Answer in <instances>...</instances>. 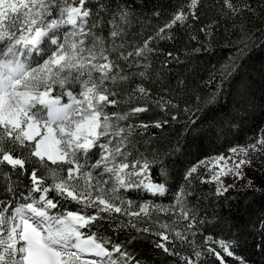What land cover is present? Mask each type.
I'll return each mask as SVG.
<instances>
[{
    "label": "snow or ice",
    "instance_id": "obj_1",
    "mask_svg": "<svg viewBox=\"0 0 264 264\" xmlns=\"http://www.w3.org/2000/svg\"><path fill=\"white\" fill-rule=\"evenodd\" d=\"M90 3L91 0H0V178L11 184L13 174L17 179L28 175L31 185L28 195L21 194L24 202L16 206L0 200V264H129V261L141 264L122 245L84 230H91L98 220L104 219L101 213L139 219L151 218L152 211L170 214L177 211L176 206L165 209L151 202L139 206L138 211L123 207L127 203L131 208L133 201L123 200L119 195L121 189L144 188L153 194L165 191L164 184L146 178L154 165H159L161 175L167 176L164 158L178 147L163 154L145 155L136 147V137L140 135L136 129L147 130L149 125L137 126L130 122L122 125L120 122L148 111L146 106H138V102L141 99L147 102L152 95L151 89L143 83L153 75L148 71L151 68L148 54L156 49L149 44L156 38L172 39L166 30L178 23L191 27L187 23L189 16L199 19L197 11L201 0H188L187 11L179 7L171 20L156 31V36H149L140 46L129 43L127 26L134 17L126 6L118 5L110 13L111 19L107 21L110 30L105 38L102 12H94L88 6ZM97 7L102 9L103 5L98 3ZM223 7L234 15L242 11L233 0H223ZM241 43L244 44L240 50L243 54L248 44ZM239 59L237 56L222 65L220 86L241 66ZM133 66L143 70L126 71ZM133 76H138L141 83L127 92L126 100L117 99L122 96L118 89L131 83ZM220 86L203 98L196 97L200 101L197 113L205 107L214 110L210 106L215 104ZM124 104L132 106L122 112L109 111L122 108ZM156 106L165 110L169 106L178 107L163 96L156 101ZM195 122V119L189 120L190 124ZM166 123L168 121L163 122ZM163 124L157 122L154 126L161 128ZM262 147L264 138H259L251 145V150L258 151ZM94 149L100 154L89 164L87 157ZM229 151L246 157L249 149L237 146ZM229 160L231 157L220 156L213 164L218 170L211 180L219 185L217 193L221 195L228 191L221 176L233 173L243 179L242 168L251 163L242 158L227 167ZM48 162L57 167H50ZM63 165L68 166L66 175L61 174ZM201 166L208 167V164L201 162L191 167L185 179L193 177ZM48 179L51 183L45 182ZM80 179L83 183H77ZM109 181H112L110 185ZM7 190L14 192L12 187ZM94 190L98 193L95 196L92 195ZM106 192L109 195H105ZM31 193L39 195L34 197ZM49 193L81 207L53 213L51 210L60 205L58 200L54 202V198H49ZM190 195L191 192L182 190L176 201L178 220L187 221L184 230H178L175 222L161 224L160 228L168 231L154 233L160 237L155 247L169 256L179 257L183 264H202L205 252L197 247L205 248L220 264H226L225 256L239 264H248L235 253L240 246L239 239L215 240L209 235L203 245H194L187 233L197 230L204 221L197 219L195 206H189L187 197ZM87 208H94L96 212L86 213ZM128 223L138 231H152L148 227L137 228L132 220ZM261 228L264 229V222ZM185 242L194 245L193 256H181L177 250L185 246ZM209 242L217 244L225 255L214 247H207ZM114 254L122 259L115 258Z\"/></svg>",
    "mask_w": 264,
    "mask_h": 264
},
{
    "label": "trees",
    "instance_id": "obj_2",
    "mask_svg": "<svg viewBox=\"0 0 264 264\" xmlns=\"http://www.w3.org/2000/svg\"><path fill=\"white\" fill-rule=\"evenodd\" d=\"M98 3L103 5L102 9L97 7ZM187 3L188 0H91L88 6L94 12H102L101 27L105 38H108L110 30L107 24L111 19L110 13L118 5L126 6L134 17L127 26V34L131 38L129 43L140 46L149 36L155 37L156 31L171 20L179 7L183 6L187 11ZM233 3L242 9L239 14L234 15L224 8L223 0H201L197 11L199 19L193 20L189 16L187 23L191 27L178 23L166 30L172 39L156 38L151 41L149 47H154L156 51L148 54L151 64L148 71L153 75L143 83L151 89L152 95L147 102L144 99L138 102V106H146L148 111L137 114L130 121L120 122L122 125L129 122L137 126L149 125L147 130L136 129L140 132L136 137V147L145 155L163 154L178 147L177 151L164 158L167 176L161 175L159 165H154L149 173L152 182L165 186V194L157 199L169 208L176 206L175 214L152 211L151 218L142 216L137 219L122 214L101 213L105 218L98 220L91 230H84L122 245L141 264H183L179 257L169 256L155 247L160 237L154 234L156 231H168L160 228L164 223L173 225L175 222L178 230H184L187 221L178 220L179 205L176 203L182 190L191 192L187 197L189 206H195L197 219L204 221L197 230L187 233L195 246L203 245L205 237L209 235L215 240L239 239L236 255L242 256L248 264H264V247H261L264 246V229L261 228L264 222V183L262 186L231 185L221 195L217 193V184L203 166L193 177L185 179L191 167L215 157H227L231 153L230 148H246L256 144L259 138H264V0H233ZM241 41L248 44L243 54L240 51L244 48ZM168 53H172V56ZM237 56L240 57L238 63L241 66L220 86L222 65ZM140 70L143 69L133 66L126 71L138 73ZM180 81L183 83L180 84ZM136 83H141V80L133 76L131 83L118 89L122 96L117 99L126 100L127 92ZM218 86L217 100L210 106L214 110L205 107L197 113L200 101L196 97L203 98L215 92ZM161 96L171 99L178 107L169 106L165 110L156 106ZM132 103L137 104L136 101ZM131 106L124 104L122 108H110L109 111L122 112ZM186 108L190 111L185 112ZM190 119L196 122L190 124ZM164 121L168 123L163 124ZM157 122L162 123L163 127L156 128L154 125ZM99 154L100 151L94 149L87 157L88 163H94ZM48 164L52 168L57 167L51 162ZM67 167L63 165L62 175H66ZM45 182L51 183V180ZM7 187H12L14 192H9ZM30 187L28 175L17 179L13 174L11 184L0 178V200L16 206L24 202L21 194L28 195ZM31 195L35 197L39 194ZM49 198H54V202L59 201L60 207L51 210L53 213L65 209L75 211L81 207L63 197H56L55 193H49ZM84 211L95 213L96 209L87 208ZM129 220L136 222L137 228L148 227L152 231H138L129 225ZM194 245L185 242V246L177 250L181 256H193ZM207 247H214L225 255L217 244L209 242ZM197 250L205 252L201 257L202 264H220L205 248L197 247ZM114 256L122 259L118 254ZM225 260L226 264H239L230 257L225 256Z\"/></svg>",
    "mask_w": 264,
    "mask_h": 264
},
{
    "label": "rangeland",
    "instance_id": "obj_3",
    "mask_svg": "<svg viewBox=\"0 0 264 264\" xmlns=\"http://www.w3.org/2000/svg\"><path fill=\"white\" fill-rule=\"evenodd\" d=\"M249 149L248 155L245 157L243 154L240 156H237L236 154L230 153L229 156L231 157V160L227 162V167H232V162L233 161H238L239 159H248L251 161L250 164H246L242 168V172L244 174L243 179L237 178L233 173H229L228 176H221V180L223 181V185L225 187H229L231 185H239V186H246L249 184H252L254 186H262L264 181V147L260 148V150H251V146L246 147ZM216 158H212L207 160L206 164H208V167H205L208 170V173L212 177L215 171H217V168L213 167V164L216 163ZM220 166H224V162H219ZM107 178V174L106 177ZM146 179H150V176L147 177ZM77 183H83V180L80 179L77 181ZM112 183V181H109V185ZM217 184V183H216ZM217 187L219 185L217 184ZM98 193L94 190L92 195L95 196ZM165 194V191L157 194H153L152 192L147 191L144 188H133V189H121L119 192V195L121 198L125 201L131 200L133 201V204L131 208L128 207L127 203L123 205L124 208H127L129 211H138L139 206L143 205L146 202H151L155 205H162L164 206L165 209H168L169 207L157 199V197H161ZM105 195H109L107 192ZM147 198V199H146ZM119 203V201H116ZM164 212V211H161Z\"/></svg>",
    "mask_w": 264,
    "mask_h": 264
}]
</instances>
